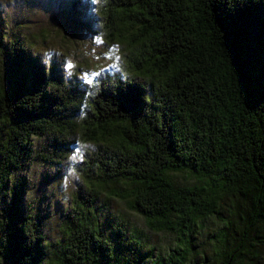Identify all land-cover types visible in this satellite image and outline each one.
<instances>
[{
    "label": "trees",
    "instance_id": "1",
    "mask_svg": "<svg viewBox=\"0 0 264 264\" xmlns=\"http://www.w3.org/2000/svg\"><path fill=\"white\" fill-rule=\"evenodd\" d=\"M70 3L83 8L82 0ZM103 7L112 14L109 34L142 69L102 79L80 121L85 90L51 79L55 66L37 74L20 33L9 38L0 28L2 264H186L196 227L215 216L221 225L194 264H264V0H104ZM78 134L95 148L88 168L96 183L72 199L52 250L44 215L25 204V174L42 162L59 175ZM34 139L51 152L33 153ZM177 173L195 182L179 185ZM108 183L123 184L116 196L149 230L174 234L175 246L146 251L123 217L106 212L102 221L97 204ZM232 196L243 212L220 217Z\"/></svg>",
    "mask_w": 264,
    "mask_h": 264
},
{
    "label": "rangeland",
    "instance_id": "2",
    "mask_svg": "<svg viewBox=\"0 0 264 264\" xmlns=\"http://www.w3.org/2000/svg\"><path fill=\"white\" fill-rule=\"evenodd\" d=\"M71 4L70 0H0V28L9 38L20 33L31 51L37 74L40 73L39 68L47 71L55 66L52 67L54 74L50 75L51 79L59 78L68 86L77 84L85 90L87 100L78 116L80 121L90 114L91 101L88 96L95 94L102 79L113 74L126 79L129 70L142 69V63L134 66L128 58L127 44L109 34L107 27L111 24L112 14L102 8L104 0H82L83 8L77 10H73ZM2 63L0 58V84L7 79ZM89 80L92 82L89 83ZM33 143V153L51 152L45 139H34ZM94 149L91 143L83 142L78 134L72 151L60 167L59 175L56 174L55 165L42 162L31 163L25 174V204L33 212L44 215L45 243L52 250L62 240L64 213L72 205V199L81 197L80 193L87 196L84 193L87 181L96 183L97 171L88 168L89 155ZM174 179L179 185L195 182V178L187 173H177ZM123 187L121 183H108L102 187L97 204L99 218L103 221L106 212L123 217L131 231L141 232L146 251L154 249V253L158 254L172 249L176 243L174 234L149 230L144 217L131 211L126 201L116 196ZM243 208L233 196L224 197L219 216L226 217L229 211L243 212ZM220 225L218 216H215L205 219L196 227L195 252L186 264L200 260L196 254L200 253L199 245L203 243L208 246L207 243L211 241L208 234ZM262 230L260 228L261 235ZM259 252L262 253L263 249H259ZM47 259L51 261L52 256Z\"/></svg>",
    "mask_w": 264,
    "mask_h": 264
},
{
    "label": "snow or ice",
    "instance_id": "3",
    "mask_svg": "<svg viewBox=\"0 0 264 264\" xmlns=\"http://www.w3.org/2000/svg\"><path fill=\"white\" fill-rule=\"evenodd\" d=\"M88 82H89V83H91L92 81H91V80H89Z\"/></svg>",
    "mask_w": 264,
    "mask_h": 264
}]
</instances>
